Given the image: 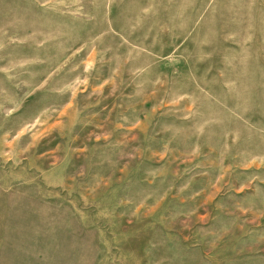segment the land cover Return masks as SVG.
Here are the masks:
<instances>
[{
  "label": "rangeland",
  "instance_id": "1",
  "mask_svg": "<svg viewBox=\"0 0 264 264\" xmlns=\"http://www.w3.org/2000/svg\"><path fill=\"white\" fill-rule=\"evenodd\" d=\"M0 264H264V0H0Z\"/></svg>",
  "mask_w": 264,
  "mask_h": 264
}]
</instances>
